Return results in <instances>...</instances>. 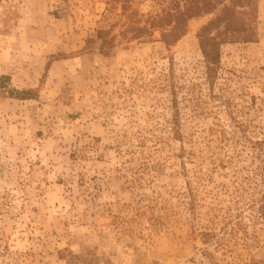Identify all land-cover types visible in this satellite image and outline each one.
<instances>
[{"label":"rangeland","instance_id":"rangeland-1","mask_svg":"<svg viewBox=\"0 0 264 264\" xmlns=\"http://www.w3.org/2000/svg\"><path fill=\"white\" fill-rule=\"evenodd\" d=\"M171 4L0 0V264H264L255 211H243L248 238L237 230L225 254L227 243H203L200 220L176 201L189 182L234 190L249 158L229 167L233 148L210 142L219 125L264 133V0L235 10L234 26L254 38L220 45L213 77L197 36L219 11L191 19L168 47L148 27ZM129 151L150 161L135 183L116 176ZM77 173L107 183L98 203L161 195L177 213L153 233L147 213L121 236L84 212L75 184L70 194Z\"/></svg>","mask_w":264,"mask_h":264},{"label":"trees","instance_id":"trees-1","mask_svg":"<svg viewBox=\"0 0 264 264\" xmlns=\"http://www.w3.org/2000/svg\"><path fill=\"white\" fill-rule=\"evenodd\" d=\"M256 0H172V4L162 7L159 14L152 19L148 32L156 29L160 32L161 41L166 46H171L180 38L186 35L187 24L191 19L219 11L198 33L199 47L205 60L207 77H213L215 67L218 63L220 45L235 40L243 42L253 41V31L234 26V13L237 8L253 5ZM214 33V34H213ZM26 99V98H22ZM221 130L212 134L210 142L228 145L232 147V154L228 157L227 164L234 167L235 162L245 161L248 165L236 169L237 175L233 177L234 190L222 187V191L209 189L206 185L196 184L192 186L187 183L185 191L178 193L176 201L184 204L185 208L200 220V236L203 243H222L225 241L226 253H232L230 245L231 237L236 231L242 229L245 238L246 228L242 224L243 211L253 210L257 219L264 225V188L260 189V183H264L261 177L264 175L262 164L264 163V133L257 139H251L245 131L235 123L233 130L227 132L221 125ZM179 135L176 132L175 136ZM121 155V154H120ZM81 156L73 153L72 158ZM83 157V153L82 156ZM144 152L138 155L129 151L127 156L122 155V166L116 168V176L125 179L129 183L142 180L150 171L148 159ZM126 163L129 165L127 166ZM134 163L133 165H130ZM223 164L221 166H224ZM233 170V168L231 169ZM234 172V171H233ZM127 178H129L127 180ZM263 178V177H262ZM69 183L68 190L71 195L74 193V184L79 188L78 192L84 195L86 213L96 218L99 227H112L119 235H129L130 226L137 223L147 213L150 216V233L157 229L168 226L176 210L167 198L157 193V198L144 200L139 199L136 203L117 206L114 203H98L97 199L102 196V186L107 185L103 179L93 180L85 173H77L66 179ZM264 187V185H261ZM252 191V192H251ZM135 202V201H134ZM88 204H91L89 206ZM172 207V208H171ZM125 210V211H124ZM125 212V214H122ZM177 223V222H176ZM93 225V223H91ZM218 231V232H217ZM148 236H150L148 234ZM236 242V241H235ZM258 242V241H257ZM237 245V244H236ZM252 245V244H250ZM245 264H259L254 258L246 261Z\"/></svg>","mask_w":264,"mask_h":264}]
</instances>
